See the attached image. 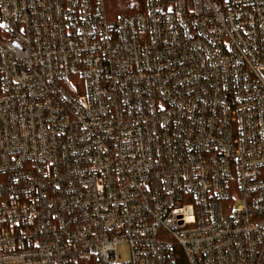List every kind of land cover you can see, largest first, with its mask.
Returning a JSON list of instances; mask_svg holds the SVG:
<instances>
[{
  "label": "built area",
  "instance_id": "2783aa9c",
  "mask_svg": "<svg viewBox=\"0 0 264 264\" xmlns=\"http://www.w3.org/2000/svg\"><path fill=\"white\" fill-rule=\"evenodd\" d=\"M0 264H264V0H0Z\"/></svg>",
  "mask_w": 264,
  "mask_h": 264
},
{
  "label": "trees",
  "instance_id": "16d2710c",
  "mask_svg": "<svg viewBox=\"0 0 264 264\" xmlns=\"http://www.w3.org/2000/svg\"><path fill=\"white\" fill-rule=\"evenodd\" d=\"M105 3L111 19L124 14L141 13L145 10V0H105Z\"/></svg>",
  "mask_w": 264,
  "mask_h": 264
},
{
  "label": "rangeland",
  "instance_id": "374dc122",
  "mask_svg": "<svg viewBox=\"0 0 264 264\" xmlns=\"http://www.w3.org/2000/svg\"><path fill=\"white\" fill-rule=\"evenodd\" d=\"M118 253L121 256V261H128L131 258L130 249L127 245L119 246Z\"/></svg>",
  "mask_w": 264,
  "mask_h": 264
}]
</instances>
